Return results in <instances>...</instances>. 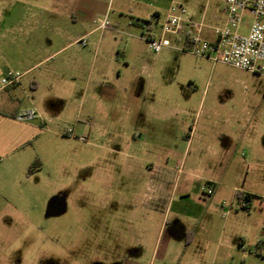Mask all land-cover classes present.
I'll list each match as a JSON object with an SVG mask.
<instances>
[{
    "label": "rangeland",
    "instance_id": "1",
    "mask_svg": "<svg viewBox=\"0 0 264 264\" xmlns=\"http://www.w3.org/2000/svg\"><path fill=\"white\" fill-rule=\"evenodd\" d=\"M132 3L109 1L113 28L104 36L102 53L111 75L123 80L139 76L145 81L144 110L153 105L161 111L169 98L170 107L179 113L195 114L199 131L208 136L226 133L230 144L217 136L218 146L196 141L187 151L183 144L172 149L176 133L170 135V128L166 131L160 122L149 132L137 126L134 117H128L123 127L117 116L116 125L107 132L98 98L104 95L96 90L94 105L99 109L91 121L94 132L83 135L89 150L83 151L77 140L62 133L69 132L70 125L61 123L60 128L48 123L51 134L20 152L29 156L23 160L31 164L30 178L23 174L26 163L0 166V264H163V248L170 238V205L159 202L156 207L148 193L146 183L154 179L149 171L154 165L178 164V179H191L193 193L201 196L205 179L222 177L241 187L245 179L252 185L264 177V77L214 65L192 54L183 41L154 53L145 40L146 31L130 23L137 20ZM173 3L199 17L205 7L217 6L219 12L222 4L170 0V7ZM249 20L246 17L245 23ZM155 26L157 33L160 27ZM123 95L110 93V99L118 104ZM85 164L93 167L82 171ZM142 231L146 246L141 254L132 243Z\"/></svg>",
    "mask_w": 264,
    "mask_h": 264
},
{
    "label": "crops",
    "instance_id": "2",
    "mask_svg": "<svg viewBox=\"0 0 264 264\" xmlns=\"http://www.w3.org/2000/svg\"><path fill=\"white\" fill-rule=\"evenodd\" d=\"M109 1L0 0V166L27 164L23 159L29 156L20 152L51 134L48 123H57L60 128L61 123L70 125L69 132L62 133L93 135L91 121L99 109L94 105L96 90L104 95L98 98L107 132L116 125L117 116L123 127L128 117H134L137 126L149 132L160 122L166 131L170 128V135L176 133L178 140L170 143L172 149L183 144L181 148L187 151L196 141L209 146H218L220 141L230 144L231 136L226 133L208 136L199 131L200 120L195 114L188 110L179 113L178 108L170 107L169 98L161 111L153 105L144 110L141 94L145 81L139 76L123 80L121 75H111L109 60L102 53V41L111 29L99 27L109 15ZM130 7L137 19L130 23L146 31L147 42L157 25L153 19L165 18L170 0H133ZM220 7L223 16L217 6H209L201 17L206 15L212 26L217 25L224 19L223 5ZM203 36L215 40L210 27L204 28ZM81 38L88 40L86 47L77 43ZM175 41H183L187 47L190 38ZM11 70L21 73L22 78L13 86L3 87L1 80ZM117 91L124 93L118 104L110 99V93L117 95ZM28 108L36 109L38 117L31 122L17 121L16 114ZM62 133L52 132L58 137ZM75 140L83 151L89 150L88 141ZM30 165L24 166L27 178ZM85 165L82 171L93 167ZM177 167L169 162L154 165L149 170L154 179L146 183L156 207L159 202L170 205V238L163 248V264H264V177L252 185L245 179L241 187L222 177L205 179L213 185L214 193L201 196L193 193L191 179H178ZM244 200L247 208L241 205ZM141 233L132 244L142 254L146 241ZM160 248L157 246V253Z\"/></svg>",
    "mask_w": 264,
    "mask_h": 264
},
{
    "label": "built area",
    "instance_id": "3",
    "mask_svg": "<svg viewBox=\"0 0 264 264\" xmlns=\"http://www.w3.org/2000/svg\"><path fill=\"white\" fill-rule=\"evenodd\" d=\"M223 4L225 18L221 24L212 26L203 15L197 18L195 12H190L183 4L173 3L160 21L153 20L160 27L159 31L150 32L147 42L154 53H160L165 48H172L175 40L183 36L190 38L188 50L199 57L210 59L214 65L218 63L244 70L264 77V0H219ZM246 17L250 20L245 23ZM100 29H111L108 14L99 24ZM210 27L215 40L210 41L203 36V30ZM247 28V31L244 29ZM83 47L88 45L86 38L77 40ZM22 78L21 73L8 71L2 78L3 87H10ZM38 117L34 108L20 110L15 118L19 122H31ZM73 139L87 142L83 136L73 132L68 133ZM202 193L212 196L213 185L207 183L202 187ZM243 208L248 207L247 201H242Z\"/></svg>",
    "mask_w": 264,
    "mask_h": 264
},
{
    "label": "flooded vegetation",
    "instance_id": "4",
    "mask_svg": "<svg viewBox=\"0 0 264 264\" xmlns=\"http://www.w3.org/2000/svg\"><path fill=\"white\" fill-rule=\"evenodd\" d=\"M76 248L79 249L80 247H76ZM86 248H87V249H92L93 246L87 245ZM93 264H100V262H98V263L96 262V263H93Z\"/></svg>",
    "mask_w": 264,
    "mask_h": 264
},
{
    "label": "trees",
    "instance_id": "5",
    "mask_svg": "<svg viewBox=\"0 0 264 264\" xmlns=\"http://www.w3.org/2000/svg\"><path fill=\"white\" fill-rule=\"evenodd\" d=\"M36 163L38 164V161H36ZM32 171V168L30 169V172Z\"/></svg>",
    "mask_w": 264,
    "mask_h": 264
}]
</instances>
